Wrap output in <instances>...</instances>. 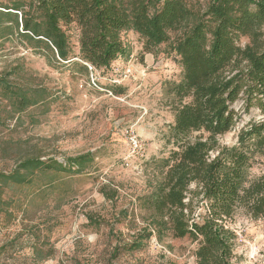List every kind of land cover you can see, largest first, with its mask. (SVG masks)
Returning <instances> with one entry per match:
<instances>
[{
  "label": "trees",
  "instance_id": "trees-1",
  "mask_svg": "<svg viewBox=\"0 0 264 264\" xmlns=\"http://www.w3.org/2000/svg\"><path fill=\"white\" fill-rule=\"evenodd\" d=\"M78 31L79 53L68 31ZM21 28V30H20ZM134 32L144 52L166 46L176 54L182 79L171 84L174 123L166 135L172 146L159 162L156 188L141 202L147 212V235L122 247L134 252L156 233L196 237L197 264H232L235 234L224 225L242 208L253 219L264 218V177L248 181L256 156H264V123H251L238 134L237 145L221 146L240 119L235 106L264 116V0H10L0 4V39L17 35L44 51L49 60L68 62L80 74L108 70L130 51L123 33ZM248 42L242 45V40ZM114 85V84H113ZM117 86V85H114ZM0 107L6 101L14 119L44 103L41 89H24L0 79ZM4 124L0 116V127ZM12 158L16 142H1ZM17 167L0 173V186L11 189L62 174L81 175L93 163L90 155L66 164L43 156L16 159ZM106 197L109 196L106 194ZM112 199V198H111ZM7 205L6 201L1 200ZM205 203L204 215L195 213ZM198 219V220H197ZM200 221V222H199ZM0 250V260L5 257Z\"/></svg>",
  "mask_w": 264,
  "mask_h": 264
},
{
  "label": "rangeland",
  "instance_id": "rangeland-1",
  "mask_svg": "<svg viewBox=\"0 0 264 264\" xmlns=\"http://www.w3.org/2000/svg\"><path fill=\"white\" fill-rule=\"evenodd\" d=\"M68 35L78 54L74 26ZM122 39L129 57L108 70L89 67V76L68 62L49 60L17 35L0 39V79L41 89L45 96L19 120L9 117L2 101L0 143L16 142L21 152L14 150L10 158L0 149V173L13 171L16 159L30 155L63 164L79 156L93 158L81 175H58L54 184L38 178L11 189L0 186V250L13 256L0 264H197L196 237L160 241L153 233L139 250L122 249L149 232L141 200L155 190L159 162L172 150L166 139L174 123L169 89L182 79L179 59L168 47L147 54L136 33H123ZM242 106H235L240 115L235 130L218 138L221 146H236L244 127L264 123L259 111L246 114ZM131 139L141 148L134 149ZM262 177L264 156H256L248 181ZM195 213L204 215V202ZM224 225L236 236L232 264H264V218L255 220L240 208Z\"/></svg>",
  "mask_w": 264,
  "mask_h": 264
},
{
  "label": "built area",
  "instance_id": "built-area-1",
  "mask_svg": "<svg viewBox=\"0 0 264 264\" xmlns=\"http://www.w3.org/2000/svg\"><path fill=\"white\" fill-rule=\"evenodd\" d=\"M114 84H119V81H115V82H113ZM131 141H132V145H133V148L134 149H139V148H141L140 146H139V144H138V142L135 140V139H131Z\"/></svg>",
  "mask_w": 264,
  "mask_h": 264
}]
</instances>
